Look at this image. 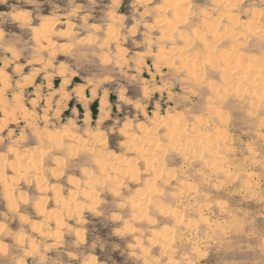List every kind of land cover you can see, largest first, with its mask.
<instances>
[{
    "label": "rangeland",
    "instance_id": "374dc122",
    "mask_svg": "<svg viewBox=\"0 0 264 264\" xmlns=\"http://www.w3.org/2000/svg\"><path fill=\"white\" fill-rule=\"evenodd\" d=\"M0 264H264V0H0Z\"/></svg>",
    "mask_w": 264,
    "mask_h": 264
},
{
    "label": "bare ground",
    "instance_id": "6f19581e",
    "mask_svg": "<svg viewBox=\"0 0 264 264\" xmlns=\"http://www.w3.org/2000/svg\"><path fill=\"white\" fill-rule=\"evenodd\" d=\"M241 69V68H240ZM231 71V70H230ZM242 71V70H241ZM232 75V74H231ZM238 79V78H237ZM179 134V133H178ZM175 136V135H174ZM178 136V135H177ZM177 136H175V137H177ZM197 137V136H196ZM198 141V140H197ZM137 147V146H136ZM110 163V162H109ZM138 203V202H137Z\"/></svg>",
    "mask_w": 264,
    "mask_h": 264
}]
</instances>
